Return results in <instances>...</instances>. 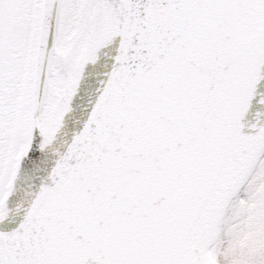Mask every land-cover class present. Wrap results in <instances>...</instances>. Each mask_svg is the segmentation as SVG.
Instances as JSON below:
<instances>
[{"label":"snow or ice","instance_id":"snow-or-ice-1","mask_svg":"<svg viewBox=\"0 0 264 264\" xmlns=\"http://www.w3.org/2000/svg\"><path fill=\"white\" fill-rule=\"evenodd\" d=\"M0 264H264V0H0Z\"/></svg>","mask_w":264,"mask_h":264}]
</instances>
